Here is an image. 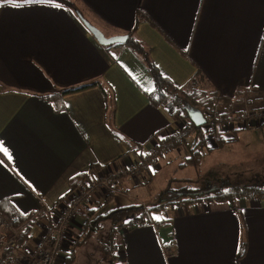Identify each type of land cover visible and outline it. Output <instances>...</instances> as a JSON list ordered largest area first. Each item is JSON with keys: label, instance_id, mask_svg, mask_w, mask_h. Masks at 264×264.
<instances>
[{"label": "crops", "instance_id": "crops-1", "mask_svg": "<svg viewBox=\"0 0 264 264\" xmlns=\"http://www.w3.org/2000/svg\"><path fill=\"white\" fill-rule=\"evenodd\" d=\"M73 1L104 36L133 35L172 88L200 82L219 98L221 109L236 116L245 114L251 103L257 110L264 109V0ZM87 84L93 85L64 93ZM153 89L138 54L126 45L108 52L75 12L55 2L1 3L0 142L11 159L0 152V214L22 218L38 209L54 208L101 166L129 165L132 156L148 162L141 163V175L121 178L114 191L91 199L85 207L101 212L108 205V210L130 205L124 201L128 190L147 179L150 182L157 157L162 162L168 157L170 169L161 176L152 199L156 202L169 179L193 181L178 174L194 162L185 150L206 146L202 138L214 140L206 156L223 157L224 151H232L234 145L224 144L222 135L214 132L213 139L202 133L204 129L175 143L167 141L184 115L169 102L160 105L153 100ZM225 116L222 125H227L224 130L230 136L236 135V144L256 136L254 131L242 130L246 128L234 132L229 126L237 122ZM263 124L264 120L259 125ZM258 129L264 148V125ZM163 142L170 143L171 149L159 148ZM157 148L158 154L147 159ZM259 150L252 148L242 157L252 161ZM168 208L171 218L154 219L158 213L149 210L144 223L127 219L123 231L114 232L112 261L264 264V199L241 197L230 204L177 201L160 210ZM81 212L73 221L78 228L67 229L74 235L70 244L83 226ZM37 221L26 234L28 249L46 222ZM101 234L91 235L76 249L73 264H111L100 261L105 241ZM242 244L244 252L236 259ZM64 257L60 255L53 264H63Z\"/></svg>", "mask_w": 264, "mask_h": 264}, {"label": "trees", "instance_id": "trees-1", "mask_svg": "<svg viewBox=\"0 0 264 264\" xmlns=\"http://www.w3.org/2000/svg\"><path fill=\"white\" fill-rule=\"evenodd\" d=\"M26 1L55 2L73 12H78L83 16L81 10L76 6V3L73 0H0V4L5 2L21 3ZM123 45L128 46L133 52L138 54L141 58V61L145 64L154 85V89L151 92L150 96L153 98V100L158 101L160 105L169 102L175 108L176 112L181 113V115H185V112H187V110L189 109H198L200 111L207 107L209 109L214 107L221 109L219 107L221 105L219 98L208 90L203 89L198 93L195 90L187 92L186 90L181 88H172L170 83L163 77H161L157 72L155 66L150 63L145 50L133 35L129 34L124 44H114L111 46H105L104 48L108 52H110L112 49L121 47ZM90 85L93 84L69 88L65 90L64 93L76 91ZM221 110L222 112L220 116L222 119L226 117L225 115H229V119L231 118L232 112L224 107H222ZM227 118L228 117H226L225 119ZM193 131L199 133L202 132L201 127L195 125H193ZM214 132L215 130H209L202 133H209V135L214 138ZM170 137L171 140L168 141H170L171 143H175L181 140V138L176 134L171 135ZM216 141L217 144L220 145L221 140L217 139ZM154 157L155 156L147 159L151 160ZM193 159L194 158H190L189 160L192 161ZM146 162L147 161H141L143 165L148 163ZM174 182H176V180L173 178L168 180L163 190L158 193L156 203H154L152 207L147 208V211H145L144 208L138 204L116 207L103 213L96 212L91 208L84 209V222L83 226H81L80 235L73 238V242L72 244H70V247L67 250V255L63 259V264H73L76 249L81 247L91 235L99 233H102V236H99H101V238L105 240L104 243L101 244V260L110 261L111 264H116L112 261L115 250V245L113 243L114 232H117L119 226L125 227L126 220H129L131 217H133L136 222H139L140 220L142 221V223H144L146 220L145 214H147L149 210L152 212L158 211L163 207V205L173 204L177 201L226 202L230 204L241 197L264 199V179L260 178L248 181L246 180L241 183L230 182L226 178L217 181H215V179H212V181H207V183L202 185V187L200 188L195 187V185L190 181H184L181 186L174 187ZM214 183L216 184L213 185ZM38 218H43L46 221L45 213L43 212L36 218V223H38ZM105 223L108 224L107 228L103 227ZM31 228L32 226H28L27 228H25L22 234V245L27 243L25 242V239L27 238L26 234L30 233ZM244 245L245 244H242L239 252L237 251L236 259L242 256L244 252ZM6 259H10V254L8 252H3L0 256V264H3L4 260Z\"/></svg>", "mask_w": 264, "mask_h": 264}, {"label": "built area", "instance_id": "built-area-1", "mask_svg": "<svg viewBox=\"0 0 264 264\" xmlns=\"http://www.w3.org/2000/svg\"><path fill=\"white\" fill-rule=\"evenodd\" d=\"M217 109L219 108L214 107L208 111L207 108L200 111L203 117L201 129L205 131L216 129L215 121L220 122L219 116L221 114ZM189 110L193 111V109ZM248 113L246 112L241 116L232 114L230 121L246 123L251 118L257 121L264 120L260 114ZM183 118L186 121L176 130L178 137L193 132V125L187 112ZM157 154L158 149L154 150L153 156ZM141 173L142 164L136 160H131L129 165L119 168H102L99 172L94 173L92 178L86 179L72 188L69 194L63 198V201L54 208L38 209L22 218L18 216L6 218L0 214V256L3 252L10 254V259L4 260L3 264H53L60 255L66 256L70 242L63 245V236L67 227L71 225L73 217H75V210L81 205L90 204L94 195L114 190V186L121 178L139 176ZM43 212L46 216V223L40 226L36 239H33V245L28 249V243L22 245V234L28 226L36 225V218ZM129 222L136 224L133 217L129 219ZM122 229L123 227L119 226L117 230L123 231Z\"/></svg>", "mask_w": 264, "mask_h": 264}, {"label": "rangeland", "instance_id": "rangeland-1", "mask_svg": "<svg viewBox=\"0 0 264 264\" xmlns=\"http://www.w3.org/2000/svg\"><path fill=\"white\" fill-rule=\"evenodd\" d=\"M84 17V16H83ZM85 18V17H84ZM86 19V18H85ZM88 21V20H87ZM89 22V21H88ZM184 90H186L187 92L193 91L195 90L196 92L199 93V91L203 90V88L200 85V82H194L191 81L189 84H187L184 87ZM250 108H248L249 110L247 112H249L248 114H260L261 118L264 119V109L259 108L258 110L255 109L256 106L254 104H249ZM206 109V108H204ZM203 109V110H204ZM208 107H207V111H208ZM255 109V110H254ZM198 110V109H196ZM201 110V111H203ZM200 111V110H198ZM217 111L222 112L221 109H217ZM232 114H236V112H232ZM253 116V115H252ZM254 118H256L255 116H253ZM220 118V122L215 121L216 124V133L218 135H222L225 140H224V144L231 143L232 145H234L232 148V151H224L225 153L223 154V157H221V155H219V153H214L211 155L206 156V153L209 152L208 149H210L211 145L210 142L214 140H212V138L210 139L211 141H209V139L207 140L206 137L202 138L205 141V147L201 146H195V147H191V150H185V156L187 157V159L189 160L190 158H194V162L192 164V166L186 167L184 171H181V173H179L178 175H187V177H190V179H193V181L190 180H176V182L173 183L174 187H178L181 186L184 181H190L192 182V184L195 185V187H202V185H204L205 183H207V181H212V179H215V181L217 180H221L223 178H226L228 181L230 182H243V181H248V180H252V179H264V148H262L263 142H262V134L259 131L258 127H261L263 125H259L261 121L263 120H256V119H249L248 122L243 123V122H239L238 125L237 123L230 125V127H232L233 131H237V129H242V128H246V129H242V130H247V131H254L256 132V136L255 137H251V138H241L240 141L238 142V144H236V135L232 134L231 136L228 134L227 131H225L224 127L227 125H222V119L221 116H219ZM179 121H181L182 123H184L186 120L185 118H180ZM222 125V126H221ZM254 128V129H253ZM228 129V127H227ZM227 132V133H225ZM264 132V130H263ZM205 136H210L209 134L205 133ZM185 137L180 136V138ZM189 139H186V141ZM214 139V138H213ZM171 140V139H170ZM168 141V140H167ZM165 146L169 147V143L168 142H163L160 143V147L159 148H165ZM236 147L238 148L237 150ZM159 148H157L159 150ZM256 149V151L258 149H261L258 151L257 154H255L254 158L248 159L247 158H243V154L246 155L247 153H251V149ZM171 149V147H170ZM247 152V153H246ZM197 153V154H196ZM134 155V154H132ZM132 156L130 157V161L132 160H136L137 162L141 163V161L137 160V157ZM133 158V159H132ZM141 158V157H140ZM164 161L162 162L161 157H157L155 164L153 165V170H154V174L152 175V180L150 182H148L149 180L147 179L146 182H143L144 184H141L140 186L137 187H131L128 192L125 194L124 197V201L130 205L132 204H138L141 205L144 209L152 207L154 205V203H156L154 200L152 201V199L156 196V193L159 189V185H160V179L161 176L164 173V170L168 169L167 172H169L170 168H167V165L169 164L168 161V157H163ZM127 159V158H126ZM220 161V162H218ZM159 163V164H158ZM115 165H107V166H101L98 170V172L102 169V168H119L120 166L117 165L116 163H114ZM129 164V162H128ZM115 166V167H114ZM127 166V165H124ZM123 167V166H121ZM143 175V174H142ZM88 177V176H86ZM93 175L89 176V178H92ZM86 180V178H84L80 183L84 182ZM79 183V184H80ZM78 184V185H79ZM216 183H214L213 185H215ZM77 185H75L74 187H76ZM114 191V190H112ZM111 191V192H112ZM160 191V190H159ZM106 192H100L96 195H94L92 197L93 200H96L95 198H97L100 195H105ZM127 195V196H126ZM158 195V194H157ZM63 199H61L59 202H62ZM58 202V203H59ZM114 202V201H112ZM109 207H111L110 205H108L106 207V209L101 210L100 213H103L105 211H107L109 209ZM84 209H88V207L86 208L85 205H81L79 206L76 210L75 213L78 214L79 211H84ZM162 210H158L156 211L158 214L154 215L153 214V218H162V219H167V218H171L173 213L172 210L170 208L165 209V211ZM81 212V213H82ZM75 214V215H76ZM75 217H73L72 219V223L69 227L74 226L75 228H78L77 224L73 223ZM104 223V222H103ZM67 227V229L69 228ZM66 229L65 234L63 236V245H66L72 236H74L71 232H68ZM79 230L81 231V228H79ZM72 235V236H70ZM80 235V233L78 234ZM77 235V236H78ZM67 237V239L65 238ZM35 239V237H34ZM70 246V245H69ZM58 260V259H57ZM100 261H102L100 259Z\"/></svg>", "mask_w": 264, "mask_h": 264}, {"label": "water", "instance_id": "water-1", "mask_svg": "<svg viewBox=\"0 0 264 264\" xmlns=\"http://www.w3.org/2000/svg\"><path fill=\"white\" fill-rule=\"evenodd\" d=\"M77 18L84 26V28L91 34L95 42L100 46H111L114 44H124L127 40V35H115L106 37L104 34L88 22L80 13L75 12ZM188 117L193 125L200 126L202 124V114L198 110H187Z\"/></svg>", "mask_w": 264, "mask_h": 264}, {"label": "snow or ice", "instance_id": "snow-or-ice-1", "mask_svg": "<svg viewBox=\"0 0 264 264\" xmlns=\"http://www.w3.org/2000/svg\"><path fill=\"white\" fill-rule=\"evenodd\" d=\"M0 152H3L5 155H8L9 159H11V156L9 155L7 149L3 146L2 142H0Z\"/></svg>", "mask_w": 264, "mask_h": 264}]
</instances>
